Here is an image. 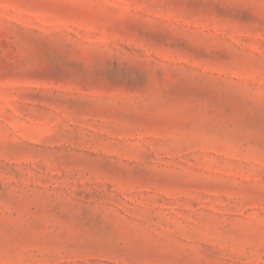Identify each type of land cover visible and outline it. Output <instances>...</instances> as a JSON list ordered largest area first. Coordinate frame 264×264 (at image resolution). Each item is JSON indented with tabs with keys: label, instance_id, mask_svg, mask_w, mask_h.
<instances>
[{
	"label": "rangeland",
	"instance_id": "obj_1",
	"mask_svg": "<svg viewBox=\"0 0 264 264\" xmlns=\"http://www.w3.org/2000/svg\"><path fill=\"white\" fill-rule=\"evenodd\" d=\"M0 264H264V0H0Z\"/></svg>",
	"mask_w": 264,
	"mask_h": 264
}]
</instances>
